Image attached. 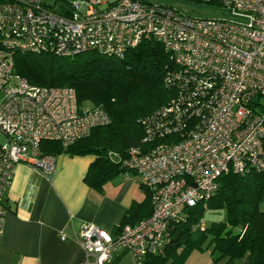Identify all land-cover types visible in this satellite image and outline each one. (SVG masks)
Here are the masks:
<instances>
[{"label": "built area", "instance_id": "built-area-1", "mask_svg": "<svg viewBox=\"0 0 264 264\" xmlns=\"http://www.w3.org/2000/svg\"><path fill=\"white\" fill-rule=\"evenodd\" d=\"M189 1L216 5L218 16L155 0H0V238L16 164L51 178L56 155L42 141L65 147L109 120L102 108L81 109L71 86L30 84L15 72L17 53L121 56L151 36L170 54L165 79L176 95L141 120L142 142L125 159L150 190L152 211L116 235L83 223L76 239L87 263L122 250L145 264L164 247L169 224L206 208L220 175L264 170V0Z\"/></svg>", "mask_w": 264, "mask_h": 264}, {"label": "trees", "instance_id": "trees-1", "mask_svg": "<svg viewBox=\"0 0 264 264\" xmlns=\"http://www.w3.org/2000/svg\"><path fill=\"white\" fill-rule=\"evenodd\" d=\"M172 66L169 52L151 36L121 56L95 50L68 57L51 53L14 56L15 72L30 84L71 86L81 109L102 108L107 113L105 124L65 147L59 141L41 143L45 153L93 154L85 181L97 188L115 173L127 170L128 148L142 142L141 120L175 97V87L165 79ZM111 154L117 159L113 160ZM144 189V200L131 204L122 225L150 215L151 192ZM208 207L224 208L226 221L200 228L197 224ZM206 208L194 206L185 220L169 224L164 247L147 254L145 264H184L193 249H202L208 236L212 253L218 252L219 258H226L228 263L248 257L246 264H264V170L223 173Z\"/></svg>", "mask_w": 264, "mask_h": 264}, {"label": "crops", "instance_id": "crops-1", "mask_svg": "<svg viewBox=\"0 0 264 264\" xmlns=\"http://www.w3.org/2000/svg\"><path fill=\"white\" fill-rule=\"evenodd\" d=\"M93 159V154L58 153L51 178L23 162L16 164L5 199L0 264H91L84 261L76 239L81 225L91 222L116 235L131 204L145 198L141 178L130 170L115 173L100 188L90 186L85 174ZM247 260L228 263L211 251L196 264H246ZM104 264H133V258L120 250Z\"/></svg>", "mask_w": 264, "mask_h": 264}, {"label": "rangeland", "instance_id": "rangeland-1", "mask_svg": "<svg viewBox=\"0 0 264 264\" xmlns=\"http://www.w3.org/2000/svg\"><path fill=\"white\" fill-rule=\"evenodd\" d=\"M105 1V0H102ZM157 2H163L169 4L183 12L201 16V17H210V16H218L217 6L214 4H201V3H194L189 0H155ZM103 6L106 3L101 4ZM2 98V93H0V99ZM264 102V101H262ZM83 107H89L84 105ZM4 140V137L0 133V141ZM113 160L117 159L115 154L110 155ZM128 170V169H127ZM132 171L131 169H129ZM203 219L206 223V226H210L212 223L217 222H224L226 221V213L224 208H212L208 207L203 212ZM210 237L204 239L201 247L203 252L198 251L199 249H193L191 252L190 257L187 259L186 264H196L202 262L204 259L209 257L210 252L212 251L213 247L209 243ZM218 253V252H216Z\"/></svg>", "mask_w": 264, "mask_h": 264}]
</instances>
